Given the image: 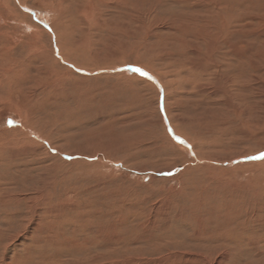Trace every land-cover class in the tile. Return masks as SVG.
<instances>
[{
    "label": "rangeland",
    "instance_id": "1",
    "mask_svg": "<svg viewBox=\"0 0 264 264\" xmlns=\"http://www.w3.org/2000/svg\"><path fill=\"white\" fill-rule=\"evenodd\" d=\"M263 151L264 0H0V264H264Z\"/></svg>",
    "mask_w": 264,
    "mask_h": 264
},
{
    "label": "bare ground",
    "instance_id": "2",
    "mask_svg": "<svg viewBox=\"0 0 264 264\" xmlns=\"http://www.w3.org/2000/svg\"><path fill=\"white\" fill-rule=\"evenodd\" d=\"M61 1V0H60ZM64 1V0H63ZM66 1V0H65ZM209 1V0H208ZM204 2H207V0H204ZM214 3V2H213ZM68 4V3H67ZM220 5V4H219ZM223 7V6H222ZM203 8V7H202ZM214 11V10H213ZM206 13H208V12H206ZM211 13H213V12H211ZM220 15V14H219ZM207 16V15H206ZM45 18V17H44ZM207 20L208 19H213V20H215V18L213 17V15L211 14L210 16H209V18H206ZM213 20H212V22H213ZM205 24H206V22H205ZM208 24V23H207ZM210 24V23H209ZM208 24V26H210ZM212 24V23H211ZM204 26V25H203ZM207 28V27H206ZM211 29V27L209 28V30ZM204 31V30H203ZM54 32V31H53ZM211 32V31H210ZM209 32V33H210ZM214 32V31H213ZM211 34V33H210ZM213 34V33H212ZM209 36V35H208ZM210 38V37H209ZM212 44V43H211ZM211 44L209 45V48H210V46H211ZM214 44V43H213ZM213 46V45H212ZM206 47H208V46H206ZM212 48V47H211ZM232 48H234V47H232ZM216 49V48H215ZM205 50H206V48H205ZM207 51V50H206ZM233 51H234V49H233ZM208 52H209V50H208ZM215 54V52L213 51V50H210V52H209V56H210V58L212 59V56L211 55H214ZM228 54V53H227ZM232 54V53H231ZM230 54V55H231ZM196 55V54H195ZM233 55V54H232ZM208 56V57H209ZM229 56V55H228ZM201 57V56H200ZM220 57V56H219ZM199 58V57H198ZM231 58V57H230ZM210 59V60H211ZM194 63V62H193ZM203 63V62H202ZM210 63L208 62V64L207 65H205V66H199V64L197 63V65L200 67L199 68V74L201 75V76H203V77H205V78H211V77H213V78H215L216 79V81L217 80H220V78H219V73L217 72V70L218 69H220V67H222V68H224V69H226V68H228V69H230L231 68V66H232V62H224L223 64H221V63H219L218 61H215V60H213V63L212 64H210ZM195 67V66H194ZM233 67V66H232ZM198 68V67H197ZM196 68V70H198ZM220 72V71H219ZM188 73V72H187ZM210 76V77H209ZM196 77H198L197 75H196ZM150 79H152L153 80V78L152 77H150ZM223 80V79H222ZM222 80H220V82H222ZM155 81V80H154ZM225 81V80H224ZM157 83V82H156ZM222 83H224V82H222ZM158 84V83H157ZM158 87H160V89H161V85L160 84H158ZM193 91H194V93L196 94V97H197V99H199V97L200 96H202L201 94H205L203 91H201L200 89H198V88H193ZM212 94V93H211ZM206 96V95H205ZM207 97H208V99H210L209 98V96L207 95ZM229 100V99H228ZM230 102V101H229ZM236 110V109H235ZM163 119V118H162ZM166 120V119H165ZM174 120V119H173ZM162 125V124H161ZM171 134H172V137H174V136H176V138H179V139H176L177 141H180V140H182V139H180V137L179 136H177V134L175 133V132H173V131H171ZM167 139L169 140V142L173 145L174 143H173V141L169 138V137H167ZM183 141H185V140H183ZM184 144V143H183ZM188 145V144H187ZM175 148V147H174ZM195 148V147H194ZM177 149V148H176ZM264 152V151H263ZM194 154V153H193ZM258 154V153H257ZM261 154V153H260ZM241 157H243V156H241ZM258 157V156H257ZM244 158V157H243ZM242 159V158H241ZM249 159V158H248ZM239 160V159H238ZM243 160V162H245L247 159L246 158H244V159H242ZM242 160H240V161H242ZM11 200V199H10ZM17 203V202H16ZM18 204V203H17ZM18 206V205H17ZM5 215V214H4Z\"/></svg>",
    "mask_w": 264,
    "mask_h": 264
},
{
    "label": "snow or ice",
    "instance_id": "3",
    "mask_svg": "<svg viewBox=\"0 0 264 264\" xmlns=\"http://www.w3.org/2000/svg\"><path fill=\"white\" fill-rule=\"evenodd\" d=\"M136 71L141 72L142 75H147V73L143 72L141 69H136ZM179 139V138H177ZM180 143H185L183 140H180ZM256 159L264 160V153H261L258 157H255Z\"/></svg>",
    "mask_w": 264,
    "mask_h": 264
}]
</instances>
